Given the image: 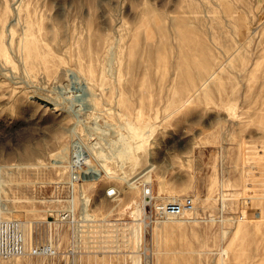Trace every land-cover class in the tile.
I'll return each instance as SVG.
<instances>
[{
  "label": "rangeland",
  "instance_id": "rangeland-1",
  "mask_svg": "<svg viewBox=\"0 0 264 264\" xmlns=\"http://www.w3.org/2000/svg\"><path fill=\"white\" fill-rule=\"evenodd\" d=\"M14 1L0 0L2 215L58 254L0 264H131L144 187L153 204L193 203L178 220L140 216L138 264H264V0ZM127 123L149 136L126 179L148 172L72 181L73 154L78 173L97 169ZM62 208L75 223L54 219Z\"/></svg>",
  "mask_w": 264,
  "mask_h": 264
},
{
  "label": "bare ground",
  "instance_id": "bare-ground-1",
  "mask_svg": "<svg viewBox=\"0 0 264 264\" xmlns=\"http://www.w3.org/2000/svg\"><path fill=\"white\" fill-rule=\"evenodd\" d=\"M16 1V0H15ZM15 1H14V3H15ZM95 1V0H94ZM13 3V2H12ZM11 3V4H12ZM95 3V2H94ZM15 8V7H14ZM15 13H18V10H15ZM13 22H14V20H12ZM11 22V21H10ZM64 23V22H63ZM65 24V23H64ZM64 26V25H63ZM155 26H157V25H155ZM8 28V27H7ZM51 37V36H50ZM112 38H114V37H112ZM118 39V38H117ZM115 43V42H114ZM114 43H113V45H114ZM125 44H126V50L127 51H129L130 50V47H131V45H132V40L129 42V44H128V42H125ZM112 45V44H111ZM112 45V46H113ZM10 47V46H9ZM108 47H109V45H108ZM107 47V48H108ZM111 47V46H110ZM115 47V46H114ZM110 49L111 48H108V50L109 51H106V52H109V55L106 57V60L108 59V61H110L111 59L113 60V58H114V53H112V50L110 51ZM11 50V49H10ZM12 52V51H11ZM130 53V52H129ZM13 54V53H12ZM11 54V55H12ZM13 56V55H12ZM110 59V60H109ZM112 62V61H111ZM105 63H106V61H105ZM108 64H110L109 62H108ZM108 64H107V67H108ZM109 68H110V66H109ZM108 68V69H109ZM107 70V68L105 69V71ZM108 71V70H107ZM197 74H196V76H198V77H201V79H200V81H199V84H198V86H197V88L195 89V90H197V89H199V88H201V87H203L204 85H206V83L210 80V78L212 77V73H210V71L209 72H206V70L203 68V70H200V71H197L196 72ZM9 75H11V74H9ZM108 75H110L109 73H108ZM12 77V76H11ZM24 77V76H23ZM14 78H16V77H14ZM19 78V77H18ZM74 79V78H73ZM85 84V83H84ZM29 86V85H28ZM61 86V85H60ZM88 87V86H87ZM100 87V86H99ZM88 89V88H87ZM194 90V91H195ZM60 91V90H59ZM88 91V90H87ZM90 92V91H89ZM87 94H89L90 95V93H87ZM39 95H42V94H39ZM39 95H38V97H39ZM87 97V96H86ZM92 97V96H91ZM47 98V95L45 96V98L43 97V101H45V102H47V103H49L50 105H51V108L52 109H55L56 108V106H57V103L58 102H51V99H49V100H47L46 99ZM48 98H50L49 96H48ZM80 98V97H79ZM85 98V97H84ZM89 98V97H88ZM189 98V97H188ZM87 99V98H86ZM92 99V98H91ZM54 101V100H53ZM90 102V101H89ZM60 103V102H59ZM73 103V102H72ZM61 106V105H60ZM68 106V105H67ZM86 106V105H85ZM84 106V107H85ZM90 106V105H89ZM92 107V106H91ZM88 108V107H87ZM96 115V114H95ZM98 115V114H97ZM120 118V117H119ZM95 119V118H94ZM80 121H82V120H80ZM87 121V120H86ZM94 121V120H93ZM96 121V120H95ZM110 121V120H109ZM123 121H125V120H123ZM138 121V120H137ZM77 122H79V121H77ZM76 122V123H77ZM116 122V121H115ZM129 122V121H128ZM147 122V121H146ZM104 123H105V121H104ZM103 123V124H104ZM106 123H108V122H106ZM114 123V122H113ZM125 123V122H124ZM83 124H84V122H83ZM116 124L118 125H116L117 127H121V125L122 124H120V126H119V123L118 122H116ZM140 124H141V122H140ZM106 125V124H105ZM124 125V124H123ZM127 126H124V127H126L125 129V131L124 132H120V131H118L119 129H115V130H117V135H116V137H115V142H118L119 141V143H117V145L115 146V147H111V148H109V151H107L106 152V154L105 153H100V152H95V153H97V157L100 159V161L97 163L98 164V168L97 169H92V168H85V169H82V171H80V172H82L81 174H80V180H81V182L80 183H82V182H87V181H93V180H95V181H97V180H99L100 179V177H102V175H105L106 177H108V178H111V177H117V178H122L123 180H127L126 179V176L127 175H129L130 173H132V172H134V171H136V169L138 168V166L140 165V164H142L141 162H142V159H141V155H140V151H141V149H139V150H137L136 148H135V144H137V143H141V141H135V142H133L132 141V139H131V136H130V133H129V129H135V130H137V131H142L143 133H144V136H145V139L143 140V142H145L147 139H148V131L147 130H144L143 129V126H141V125H131V124H129V123H127L126 124ZM83 126V125H82ZM109 126V125H108ZM87 127V126H86ZM98 127H99V125H98ZM106 127H107V125H106ZM83 128H85V127H83ZM93 128V127H92ZM97 128V127H96ZM101 128V127H100ZM123 128V127H122ZM145 128V127H144ZM87 129V128H86ZM102 130V129H101ZM106 130H107V128H106ZM103 131H104V129H103ZM109 131V130H108ZM114 131V130H113ZM99 132H101V131H99ZM107 132V131H106ZM74 133V132H73ZM105 133V132H104ZM103 133V134H104ZM95 134V133H94ZM102 134V133H101ZM102 134V135H103ZM76 135V134H75ZM104 136V135H103ZM96 138H98L97 136H96ZM99 139H101V138H99ZM106 139V138H105ZM104 139V140H105ZM108 140V139H107ZM110 140H112V139H110ZM114 141V140H113ZM110 142V141H109ZM111 143H112V141H111ZM126 143V144H125ZM122 144H125L124 146H121ZM144 144V143H143ZM113 145V144H112ZM121 146V148L119 149V147ZM84 147H85V145H84ZM88 148V147H87ZM86 148V149H87ZM129 148H131L132 149V151L131 152H129ZM63 149H65V147L63 148ZM62 149V150H63ZM89 149V148H88ZM88 151V150H87ZM60 152H61V149L60 150H56V151H54V152H52L51 154H50V156H51V164L52 165H55V166H60V163L59 162H61V160L59 159V157L61 156V154H60ZM85 152V151H84ZM84 152H83V155H84ZM94 152V151H93ZM92 152V153H93ZM89 153V152H88ZM86 154V153H85ZM103 154H105L106 155V157H105V159H103L102 158V155ZM108 154V155H107ZM66 155V154H65ZM87 155V154H86ZM91 155V154H90ZM78 158H79V155H76ZM63 157V156H62ZM81 157H82V155H81ZM85 158V157H84ZM83 158V159H84ZM98 159V160H99ZM87 161V160H86ZM50 162V161H49ZM83 162H84V160H83ZM86 163V162H85ZM151 165V164H150ZM150 165H148V166H150ZM64 166V165H63ZM116 168H121V171H122V174H119L118 172H116ZM148 170L149 169H145V168H142L139 172H138V175L137 176H132V177H130V180L128 179L127 180V182L126 183H128V185H131V186H134L133 184H134V181L137 179V178H139L140 176H143V175H145L147 172H148ZM132 178V179H131ZM144 178H145V176H144ZM144 181V184L146 183V181L145 180H143ZM79 184V183H78ZM145 186V185H144ZM81 189V188H80ZM83 198V197H82ZM150 198H152V195L148 192V191H146V189H145V187L143 188V190H142V199H141V203H139V202H137V201H133L134 202V205H133V207L131 208V210H129L130 211V216H133L134 218H132V220H133V225H131V236L133 237V239L135 240V242H134V245L135 246H133V250H132V254H130V256H131V264H138L139 263V259H140V255H139V239L140 238H142V226L144 225V227L145 226H147V224L144 222V219L142 218V217H140V216H143L142 214L144 213V216H145V210H144V208H143V205H145V203H146V201H149V199ZM223 198V197H222ZM183 199V198H182ZM182 199H180V200H172V201H170V202H181L182 201ZM55 201L57 200V199H54ZM70 200V205H71V207H72V202H73V200H72V197L69 199ZM84 200H85V198H84ZM137 200V199H136ZM130 202V201H129ZM159 203H165V202H159ZM159 203H157V204H159ZM132 205V204H131ZM70 208V207H69ZM63 209V208H62ZM4 211H5V206H4V204L2 203V200H1V198H0V216L1 217H3V215H2V212L4 213ZM54 211V210H53ZM55 211H60V209L59 210H55ZM185 212V210L184 211H182L180 214H178V215H173L174 217L176 216H180V215H182L183 213ZM178 217H177V220H178ZM4 218H6V217H4ZM188 218V217H187ZM230 219V218H229ZM232 219V218H231ZM16 220H18V219H16ZM233 220V219H232ZM20 221V220H19ZM21 222V224H22V227H23V231H24V233H25V222H23V221H20ZM49 223L48 222V220L45 218V220L43 221V223ZM153 222H154V220H153ZM129 225V224H128ZM77 231H78V234L80 235V232H81V228L80 229H78L77 228ZM37 235H36V239L33 241V242H44V240H46L47 242H50L52 245H53V247L54 248H56V244H55V240L54 239H48V238H46V236L45 237H43V236H40L39 237V235H38V233H36ZM130 236V237H131ZM56 251H57V248H56ZM141 253H143L142 251H141ZM58 254V253H57ZM55 255V254H54ZM54 255H47V256H54ZM22 256H33V255H29V254H25V255H21V256H14V257H22ZM1 257V256H0ZM34 257H46V256H34ZM4 258H6V257H4ZM7 258H13V257H7Z\"/></svg>",
  "mask_w": 264,
  "mask_h": 264
},
{
  "label": "built area",
  "instance_id": "built-area-1",
  "mask_svg": "<svg viewBox=\"0 0 264 264\" xmlns=\"http://www.w3.org/2000/svg\"><path fill=\"white\" fill-rule=\"evenodd\" d=\"M74 153V152H73ZM83 159L76 154L70 158L69 165L71 168V180L76 181L80 178V174L77 170H81ZM147 189V187H146ZM115 189L109 188L107 194L114 196ZM192 199L186 196L181 202H165L159 204H153L151 198L146 201L144 208L147 212L144 219L150 223L153 220L163 218L165 216L178 215L184 210H190L192 208ZM58 216L54 219L56 221H69L75 223L72 211L69 208L58 211ZM146 223V222H145ZM58 250L53 247L50 242L44 240V242L27 241L24 235L22 224L19 220L12 218H4L0 216V256L1 257H14L25 254L33 256H47L57 254ZM147 263V262H146Z\"/></svg>",
  "mask_w": 264,
  "mask_h": 264
},
{
  "label": "clouds",
  "instance_id": "clouds-1",
  "mask_svg": "<svg viewBox=\"0 0 264 264\" xmlns=\"http://www.w3.org/2000/svg\"><path fill=\"white\" fill-rule=\"evenodd\" d=\"M129 133H130V136L133 142L141 141V143L135 144V148L137 150L142 149L144 147V144H143V140L145 139L144 133L142 131H137L135 129H129ZM131 151L132 149L129 148V152Z\"/></svg>",
  "mask_w": 264,
  "mask_h": 264
}]
</instances>
